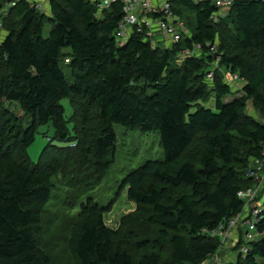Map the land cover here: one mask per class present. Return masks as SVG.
<instances>
[{
    "label": "trees",
    "instance_id": "16d2710c",
    "mask_svg": "<svg viewBox=\"0 0 264 264\" xmlns=\"http://www.w3.org/2000/svg\"><path fill=\"white\" fill-rule=\"evenodd\" d=\"M8 1L0 0L7 30L0 39V264H51L36 234L53 178L72 174L75 164L84 179V160L106 159L108 149L113 156L114 125L160 135L164 158L148 160L122 182L135 214L154 224L156 234L130 231L118 245L106 208L89 199L73 225L75 260L67 264H205L222 246L210 231L242 211L238 194L254 184L249 159L264 162V122L244 113L248 98L264 113V0H234L216 20L215 0H169L187 27L171 47L136 28L118 44L121 1L99 12V0H50L49 15L29 0L6 7ZM218 57L244 81L238 88L244 98L227 100L234 86L219 67L208 80ZM210 94L215 109L200 103ZM65 99L74 109L70 116ZM4 102L18 103L29 120L3 108ZM50 122L57 140H76L77 148L51 154L47 147L56 146L50 144L35 164L29 148L39 126ZM240 229L239 247L249 250L240 252L239 264H264V208L253 240Z\"/></svg>",
    "mask_w": 264,
    "mask_h": 264
},
{
    "label": "rangeland",
    "instance_id": "374dc122",
    "mask_svg": "<svg viewBox=\"0 0 264 264\" xmlns=\"http://www.w3.org/2000/svg\"><path fill=\"white\" fill-rule=\"evenodd\" d=\"M38 1L41 4L39 10L46 15L51 14L50 1ZM193 15L192 12L187 13L190 19H194ZM187 16L185 17L186 20H188ZM50 28L49 23L46 22V35L49 33ZM6 34L7 30L1 28L0 39L4 38ZM167 45L171 47L169 43ZM218 48L219 42H217L216 49ZM195 54L200 56L201 51L197 50ZM63 65L69 73L64 60ZM216 67L220 68L222 79L234 86V94L229 96L227 100L237 97L244 98L246 96L244 92L238 90V88H242L244 81L241 79L237 82L233 81L231 78L232 74L225 66L220 64V57L212 64L210 71H214ZM63 102L67 116L74 114V109L71 107L69 99H65ZM215 102L216 96L214 94H210L208 98L200 100L202 106L212 109H215ZM246 103L244 113L264 122V113L261 107L255 104L253 98L246 99ZM3 108L10 109L14 113L19 114V116H23L25 122L29 120V117L25 115L20 105L16 102H4ZM196 109L197 106H194L191 111L193 112ZM95 124L94 128L97 130L100 124ZM73 125L70 122L71 132L74 134ZM113 129L117 134L113 156L111 149H108L105 150L106 159L99 160L92 155L87 159L85 157L86 160L82 163L88 172L84 179L80 174V166L75 167V164H71L72 174L64 176L60 173L53 178L52 198L43 214L42 231L36 234L42 256L51 264H67L75 260V257L70 252L69 240L73 225L82 214L81 205L89 199L95 200L99 205L106 208L105 221L108 227L114 233H117V244L120 241L119 237L128 239V232L130 231L137 233L141 237H153L156 234L157 227L154 224L135 214L136 204L129 200L127 196L128 187H123L122 182L128 173L148 160H161L164 158L160 135L155 131L143 132L138 128L129 129L121 125H114ZM50 138L52 140L49 142ZM70 142H60L55 138L52 122L42 124L38 128L35 142L29 148V154L32 161L37 164L45 147L50 144L55 145L56 147L48 146V150L50 149L51 154L61 155L62 151L77 148L78 142L76 140ZM62 145H68V148L57 147ZM93 158L94 160H92ZM254 163L255 159L250 158L249 165L251 166ZM74 174L75 176H72ZM263 201L264 187L261 189L258 202L262 203ZM241 232L242 230L239 228L233 232L234 234L232 233L231 240H225L224 243L221 241L222 246L219 251L215 256L208 258L205 264H239V255L245 246L239 247L238 240ZM243 232L245 231L243 230Z\"/></svg>",
    "mask_w": 264,
    "mask_h": 264
},
{
    "label": "built area",
    "instance_id": "2783aa9c",
    "mask_svg": "<svg viewBox=\"0 0 264 264\" xmlns=\"http://www.w3.org/2000/svg\"><path fill=\"white\" fill-rule=\"evenodd\" d=\"M29 1L33 4L35 3L40 8L41 4L38 0ZM117 1H121L123 5V18L116 32L117 41L120 45L128 39L135 28L137 32L146 33L147 36L156 40V31L153 29L154 24H156L159 29L158 31L168 40L171 46L182 39L187 29L186 22L183 19L177 18L169 0H99V12L110 9L112 4ZM214 2L220 9L219 12L213 15L214 20H216L220 14H223L231 7L234 0H215ZM15 3L16 0H9L5 5L6 7H10ZM3 10V8H0V29L2 28L1 16ZM199 48V45L195 46V50H199ZM184 53L185 55H192L194 52L185 50ZM214 75V71H210L207 74V78L211 80L214 78ZM231 78L236 82L240 80L237 73L232 74ZM248 176L254 180V184L241 190L238 194L245 203L242 211L221 222L217 228L210 231V235L218 236L223 243L225 240H231L233 232L239 228L245 229L248 241L253 240L256 236V224L264 208V201L262 203L258 202L261 189L264 187V162L255 160V163L248 169ZM248 250V246L245 245L242 251L247 252Z\"/></svg>",
    "mask_w": 264,
    "mask_h": 264
},
{
    "label": "crops",
    "instance_id": "0c3cea01",
    "mask_svg": "<svg viewBox=\"0 0 264 264\" xmlns=\"http://www.w3.org/2000/svg\"><path fill=\"white\" fill-rule=\"evenodd\" d=\"M155 1H160V0H155ZM153 29L156 31L155 39L157 40V42H160V44L163 45V46H167L168 40L164 36H162L160 31H158L159 29H158V26L156 24H154Z\"/></svg>",
    "mask_w": 264,
    "mask_h": 264
}]
</instances>
